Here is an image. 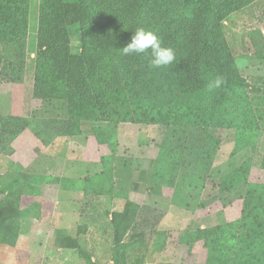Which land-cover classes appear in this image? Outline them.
Instances as JSON below:
<instances>
[{"label": "rangeland", "instance_id": "374dc122", "mask_svg": "<svg viewBox=\"0 0 264 264\" xmlns=\"http://www.w3.org/2000/svg\"><path fill=\"white\" fill-rule=\"evenodd\" d=\"M38 7L30 0L23 83L0 82V115L30 120L13 152L0 156V209L16 210L0 264H113L112 217L127 201L138 218L124 240L133 233L141 241L125 251L127 264H264L262 240H255L253 259L246 257L253 248L241 240L243 200L228 177L243 166L242 179L258 189L254 203L264 206V0L222 23L247 85L234 92L235 104L222 107L229 125H202L191 136L179 130L175 140L172 126L71 122L65 102L34 99ZM70 34L79 54V27ZM213 148L204 187L196 190L185 164L191 168ZM259 222L250 225L264 233ZM63 235L77 247H61Z\"/></svg>", "mask_w": 264, "mask_h": 264}, {"label": "trees", "instance_id": "16d2710c", "mask_svg": "<svg viewBox=\"0 0 264 264\" xmlns=\"http://www.w3.org/2000/svg\"><path fill=\"white\" fill-rule=\"evenodd\" d=\"M255 1L39 0L32 97L65 102L71 122L172 126V140L178 139L179 130L191 136L202 125L228 126L222 107L226 102L235 104L234 92L247 85L238 73L222 23ZM29 14L30 0H0V82L24 81ZM74 26L79 27V54L71 49L70 28ZM137 27L154 30L164 46L175 51L174 64L152 68L147 55H121L119 49ZM217 77L223 78V84L210 87ZM29 124L25 117L0 115V156L13 152V141ZM206 153L210 157L190 163L191 168L185 164L186 177L195 172L191 178L196 190L204 187L215 149ZM243 169L239 167L228 177L229 184H237L236 197L243 200L242 226L246 229L241 240L253 248L246 255L253 259L255 240L264 241V233L250 224L260 226L259 221H264V206L254 203L258 189L242 179ZM133 183L136 187L140 181ZM15 213L14 208L0 209V248L12 231L10 219ZM135 216L127 201L124 210L112 217L117 237L113 264H127L125 251L141 242L133 233L124 240L136 227ZM59 244L73 249L78 242L63 235Z\"/></svg>", "mask_w": 264, "mask_h": 264}, {"label": "clouds", "instance_id": "9594fccd", "mask_svg": "<svg viewBox=\"0 0 264 264\" xmlns=\"http://www.w3.org/2000/svg\"><path fill=\"white\" fill-rule=\"evenodd\" d=\"M119 50L124 56L147 55L149 66L152 68H165L176 61L175 51L164 46L154 30L144 27L135 28L129 42ZM223 82L222 77H217L210 87H220Z\"/></svg>", "mask_w": 264, "mask_h": 264}]
</instances>
